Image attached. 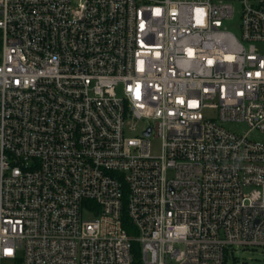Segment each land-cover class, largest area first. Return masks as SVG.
<instances>
[{"label":"built area","instance_id":"1","mask_svg":"<svg viewBox=\"0 0 264 264\" xmlns=\"http://www.w3.org/2000/svg\"><path fill=\"white\" fill-rule=\"evenodd\" d=\"M0 32V264L264 247V0H0Z\"/></svg>","mask_w":264,"mask_h":264},{"label":"rangeland","instance_id":"2","mask_svg":"<svg viewBox=\"0 0 264 264\" xmlns=\"http://www.w3.org/2000/svg\"><path fill=\"white\" fill-rule=\"evenodd\" d=\"M240 5L236 4V13L234 18L228 23V28L232 30L237 36H240ZM262 51L264 52V46L262 47ZM143 125V124H142ZM141 125V126H142ZM139 126V129L141 128ZM224 126L228 129L234 130L237 133L243 134L249 131V126L243 122H227ZM130 136H138L139 131L129 133ZM250 136L256 140H260L264 142V133L260 132L259 130H252L250 131ZM153 141V154H159L160 149V142L156 139H152ZM228 263L229 264H264V247H236L233 249H229L228 252Z\"/></svg>","mask_w":264,"mask_h":264},{"label":"trees","instance_id":"3","mask_svg":"<svg viewBox=\"0 0 264 264\" xmlns=\"http://www.w3.org/2000/svg\"><path fill=\"white\" fill-rule=\"evenodd\" d=\"M0 48H1V32H0ZM123 222H124V227L126 228L128 233L130 235H134L136 233V230L127 215H124ZM133 252H134V257H135V264H139L140 248H139L138 242H134Z\"/></svg>","mask_w":264,"mask_h":264},{"label":"water","instance_id":"4","mask_svg":"<svg viewBox=\"0 0 264 264\" xmlns=\"http://www.w3.org/2000/svg\"><path fill=\"white\" fill-rule=\"evenodd\" d=\"M150 132H151V130L149 129V130L146 131V134L149 135Z\"/></svg>","mask_w":264,"mask_h":264}]
</instances>
